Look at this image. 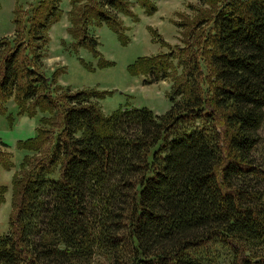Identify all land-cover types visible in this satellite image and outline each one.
<instances>
[{
    "label": "trees",
    "instance_id": "obj_1",
    "mask_svg": "<svg viewBox=\"0 0 264 264\" xmlns=\"http://www.w3.org/2000/svg\"><path fill=\"white\" fill-rule=\"evenodd\" d=\"M60 2L39 0L25 19L15 7L13 35L0 40V113L13 100L19 115L39 112L40 126L57 129L51 142L37 127L17 144L41 157L12 179L0 264H211L195 254L210 244L227 250L229 264H264V0H198L196 19L180 24L191 32L181 52L128 65L145 84L170 80L171 105L161 115L127 105L105 115L102 91H71L57 82L63 71L45 74ZM140 4L155 11L154 0ZM128 5L70 0L73 48L109 66L87 25L106 24L125 43L117 16L131 14ZM196 36L206 62L193 51ZM208 66L212 83L204 86ZM6 189L0 185V204Z\"/></svg>",
    "mask_w": 264,
    "mask_h": 264
},
{
    "label": "rangeland",
    "instance_id": "obj_2",
    "mask_svg": "<svg viewBox=\"0 0 264 264\" xmlns=\"http://www.w3.org/2000/svg\"><path fill=\"white\" fill-rule=\"evenodd\" d=\"M38 1L0 0V40L11 38L13 35L14 8L17 7L18 16L25 19V14L29 13ZM126 1L129 3L131 14L119 13L117 16L120 21L119 27L125 34L124 40H127L125 43L106 24L87 25L89 34L98 42L96 52L101 58L111 63L109 66H98V57L93 56L88 49L73 48L75 40L68 32L70 0H61L60 18L48 30L49 42L43 59L44 72L50 76L56 69L63 71L59 72L57 82L71 91L79 89L102 91L103 95L97 102L105 115L126 105L135 108L147 107L155 114L161 115L171 105L167 96L171 87L170 80L145 84V77L131 75L128 65L142 56L169 53L172 49L181 52L188 44L189 37L191 40V32L190 35L187 31L182 34L180 24L188 22L186 25H190L192 20L196 19V9L203 7L198 4V0H154L155 11L148 14L140 4V0ZM207 29L208 26L203 25L200 27L199 34H205ZM195 40L199 41L193 42V51L201 57V61L206 62L200 55V50L207 48L203 36H196ZM199 44H202L201 47ZM173 63L176 66V71L174 70L173 73H180L182 69L178 66L177 59H173ZM211 71L209 66L204 67L202 71L203 79L206 80L204 86L212 83ZM5 106H7V114L0 113V140L6 144L5 147L0 145V185L6 186L7 189L4 194H1L5 198H2L3 202L0 204V235L8 230L9 216L13 211L11 186L13 177H19L23 172H27L30 167L27 164L34 155L41 157L36 151L18 148V142L35 137L37 127H40L43 132L45 130L52 133L50 142L54 139L53 133L57 131L46 124L39 125V112L33 116L19 115L13 100L8 101ZM9 114L12 115L11 118ZM219 125L223 132L225 127L221 118ZM259 134L264 142V125ZM45 146L48 151L49 145L46 143L42 145V149ZM24 156L29 157L28 160L26 159V164H23ZM195 254L211 264H229L230 256L227 250L218 244L207 245L196 250Z\"/></svg>",
    "mask_w": 264,
    "mask_h": 264
}]
</instances>
